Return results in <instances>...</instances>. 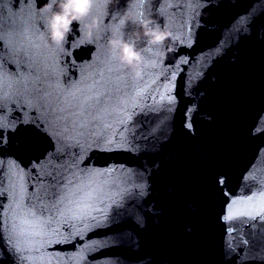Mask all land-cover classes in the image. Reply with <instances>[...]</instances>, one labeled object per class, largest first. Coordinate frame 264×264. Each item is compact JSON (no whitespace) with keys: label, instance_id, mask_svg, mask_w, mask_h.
Segmentation results:
<instances>
[{"label":"water","instance_id":"obj_1","mask_svg":"<svg viewBox=\"0 0 264 264\" xmlns=\"http://www.w3.org/2000/svg\"><path fill=\"white\" fill-rule=\"evenodd\" d=\"M47 3L27 5L22 30L6 36L12 54L0 50L22 60L23 46L54 76L51 110L8 88L0 105V203L13 209L0 264H264V0H95L61 44L49 40ZM132 15L171 38L146 48ZM113 33L141 51L139 75L109 46ZM105 68L127 90L86 114L74 97ZM65 151L80 153L77 175L97 191L87 215L46 228L50 243L14 249V191L35 203L37 179L49 183Z\"/></svg>","mask_w":264,"mask_h":264},{"label":"snow or ice","instance_id":"obj_2","mask_svg":"<svg viewBox=\"0 0 264 264\" xmlns=\"http://www.w3.org/2000/svg\"><path fill=\"white\" fill-rule=\"evenodd\" d=\"M33 2L34 0H14L11 8L16 11H0V50L3 52L12 54L13 50L6 42V36L13 37L22 30L21 13ZM16 54L22 60H4L0 55V105L5 98V88H8L9 98L15 97L21 101L26 98L35 99L42 107L47 105L51 110L53 93L50 91L52 88L50 81L54 76L50 69L44 66L46 62L35 61L23 46ZM97 76L99 79L94 78L90 85L80 89L79 97H74L77 100V107L86 114L98 112L103 105L111 103L127 90L119 80L118 72L105 68L98 72ZM112 76L117 78L112 79ZM44 131L47 134V129ZM5 138L6 132L3 126H0V143H3ZM79 156L80 153L72 155L69 151H65L53 157V160L59 163L50 164L53 171L43 177L49 183L45 184L41 179H37L36 185L33 186L35 191L32 196L35 198V203L23 187L14 191L12 202L15 204V212L11 217V230L6 241L14 249L21 250L35 247L37 244L43 245L45 241L50 243L51 241L47 240L46 228H51L53 224H59L61 221L67 222L69 218L77 219L87 215V209L96 197L97 191L92 188L88 176L81 178L77 175V172L83 173L80 165L84 161L79 160ZM69 173L72 179L68 178ZM37 175L39 177V173ZM0 196L4 199L9 198L4 196L2 191ZM37 204L40 205L41 217L47 214L46 220L37 218L33 210L36 209ZM5 211H13L12 204L5 208V205L0 203V241H5ZM231 218V215L225 217V219ZM18 244L21 249L17 248ZM24 259L21 257V261Z\"/></svg>","mask_w":264,"mask_h":264},{"label":"clouds","instance_id":"obj_3","mask_svg":"<svg viewBox=\"0 0 264 264\" xmlns=\"http://www.w3.org/2000/svg\"><path fill=\"white\" fill-rule=\"evenodd\" d=\"M94 3L95 0H48L44 7L51 10L46 24L49 40L52 43L61 44L67 34L72 31V25L74 23L79 25L80 21L89 14ZM126 19L138 25V31L134 33L135 38L142 39L146 48L161 45L172 36L169 29L161 27L152 19H142L139 15L128 16ZM95 26L94 18L87 27L92 29ZM108 44L121 63L131 68L135 74H140L144 57L135 43L113 33Z\"/></svg>","mask_w":264,"mask_h":264}]
</instances>
